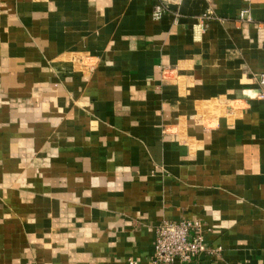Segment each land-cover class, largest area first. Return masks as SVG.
Masks as SVG:
<instances>
[{
  "label": "crops",
  "instance_id": "0c3cea01",
  "mask_svg": "<svg viewBox=\"0 0 264 264\" xmlns=\"http://www.w3.org/2000/svg\"><path fill=\"white\" fill-rule=\"evenodd\" d=\"M156 1L0 0V264H264V0Z\"/></svg>",
  "mask_w": 264,
  "mask_h": 264
},
{
  "label": "built area",
  "instance_id": "2783aa9c",
  "mask_svg": "<svg viewBox=\"0 0 264 264\" xmlns=\"http://www.w3.org/2000/svg\"><path fill=\"white\" fill-rule=\"evenodd\" d=\"M210 3L211 0H205ZM165 0H157L152 11L154 21H160L167 13ZM212 12L208 9L202 21L210 20ZM241 20L251 22L248 10H241ZM205 26L202 30H205ZM260 84L264 87V74L260 75ZM255 98L264 100V91L256 93ZM221 250L210 249L205 240V227L200 221L184 220L180 222H163L156 227L155 249L151 264H196L203 255L212 256ZM130 264H137L131 262Z\"/></svg>",
  "mask_w": 264,
  "mask_h": 264
}]
</instances>
